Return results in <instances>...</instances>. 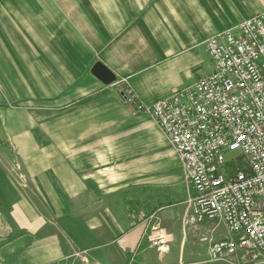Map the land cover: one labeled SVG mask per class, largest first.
<instances>
[{"label":"crops","instance_id":"crops-1","mask_svg":"<svg viewBox=\"0 0 264 264\" xmlns=\"http://www.w3.org/2000/svg\"><path fill=\"white\" fill-rule=\"evenodd\" d=\"M263 11L264 0H0V262L127 264L135 251L145 264L158 227L168 244L154 264L214 263L206 248L185 260L196 238L181 162L115 81L144 103L192 85L213 70L206 39ZM222 226L195 227L219 239Z\"/></svg>","mask_w":264,"mask_h":264},{"label":"built area","instance_id":"built-area-1","mask_svg":"<svg viewBox=\"0 0 264 264\" xmlns=\"http://www.w3.org/2000/svg\"><path fill=\"white\" fill-rule=\"evenodd\" d=\"M205 45L213 70L192 85L151 103L139 100L124 80L115 85L127 105L153 119L178 155L191 190L184 224L208 243V261L264 264V11L218 31ZM202 223H223L229 236L212 239L198 232ZM147 241L159 255L168 244L158 227ZM136 263L134 251L127 264Z\"/></svg>","mask_w":264,"mask_h":264},{"label":"rangeland","instance_id":"rangeland-1","mask_svg":"<svg viewBox=\"0 0 264 264\" xmlns=\"http://www.w3.org/2000/svg\"><path fill=\"white\" fill-rule=\"evenodd\" d=\"M220 230H221V233H224L226 231L223 226L220 228ZM174 244H172V246H171L172 247V252L169 255V257L175 256V254L177 252V248H178L177 245H176L177 242H174ZM205 248L207 249V242L206 241H200L198 239H195L192 242H188L186 244L185 248H184L185 260H187L189 251L196 252V254L198 256H200L199 258H206L205 253H204L205 252ZM148 253H149V257L146 258L145 264L158 263L155 250L150 249V250H148ZM75 254L72 255V258H76L77 257V255H75ZM176 256H177V254H176ZM61 261H64V260H61ZM204 264H226V263L214 262V263H204Z\"/></svg>","mask_w":264,"mask_h":264},{"label":"water","instance_id":"water-1","mask_svg":"<svg viewBox=\"0 0 264 264\" xmlns=\"http://www.w3.org/2000/svg\"><path fill=\"white\" fill-rule=\"evenodd\" d=\"M92 72L96 76H98L104 83H110L115 80V75L100 63H96L93 66Z\"/></svg>","mask_w":264,"mask_h":264}]
</instances>
